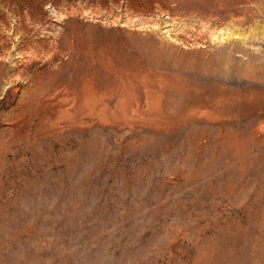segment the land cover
I'll use <instances>...</instances> for the list:
<instances>
[{"label": "rangeland", "instance_id": "obj_1", "mask_svg": "<svg viewBox=\"0 0 264 264\" xmlns=\"http://www.w3.org/2000/svg\"><path fill=\"white\" fill-rule=\"evenodd\" d=\"M159 4L0 0V264H264V0Z\"/></svg>", "mask_w": 264, "mask_h": 264}, {"label": "bare ground", "instance_id": "obj_2", "mask_svg": "<svg viewBox=\"0 0 264 264\" xmlns=\"http://www.w3.org/2000/svg\"><path fill=\"white\" fill-rule=\"evenodd\" d=\"M250 1L251 0H159L161 4L159 5L162 6L165 11L177 17L182 16L184 19L185 17L193 18L205 24L213 25L222 21L227 15L230 17V15L237 14L241 7L247 5ZM233 18L235 17L233 16Z\"/></svg>", "mask_w": 264, "mask_h": 264}]
</instances>
